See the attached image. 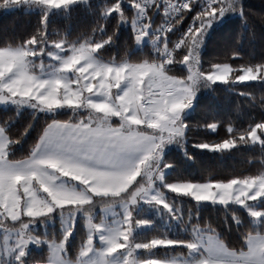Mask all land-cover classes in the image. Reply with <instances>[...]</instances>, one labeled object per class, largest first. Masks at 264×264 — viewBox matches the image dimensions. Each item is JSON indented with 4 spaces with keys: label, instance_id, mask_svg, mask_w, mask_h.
Listing matches in <instances>:
<instances>
[{
    "label": "snow or ice",
    "instance_id": "6c2138e0",
    "mask_svg": "<svg viewBox=\"0 0 264 264\" xmlns=\"http://www.w3.org/2000/svg\"><path fill=\"white\" fill-rule=\"evenodd\" d=\"M84 9L95 20L74 32ZM249 9L244 0H0L2 12L36 17L0 42V264H264V13L258 32ZM232 16L235 36L209 44ZM257 39L259 58L245 52ZM221 91L244 99L246 123L202 107ZM243 152L259 153L247 174L181 171Z\"/></svg>",
    "mask_w": 264,
    "mask_h": 264
},
{
    "label": "trees",
    "instance_id": "16d2710c",
    "mask_svg": "<svg viewBox=\"0 0 264 264\" xmlns=\"http://www.w3.org/2000/svg\"><path fill=\"white\" fill-rule=\"evenodd\" d=\"M97 0H93L95 4ZM246 6L250 7L249 14L252 22L257 26V31L260 29V16L264 13V8L261 7L264 4V0H244ZM95 20V16L92 13H89L86 9L77 11L72 18L71 27L74 32L82 30L85 26L90 25ZM36 21V17L34 14H25L21 11L15 12H2L0 11V42L3 41L5 36H20L30 31L34 26ZM64 21H59L58 26L63 27ZM239 25V17L232 16L228 19L226 24L217 26L214 28V33L208 37L209 44L218 45L220 41L225 39H232L236 32L238 31ZM121 43L120 40L117 41L119 45ZM245 43H247V37H245ZM115 51L116 55H119V50L109 49L106 52V55H112ZM215 49L209 48L207 54L209 56L215 55ZM245 52H252L255 54L257 58L260 57L261 53V44L259 39L254 41L251 46L245 48ZM142 54L150 55L151 47L150 45L145 46ZM256 92L257 97L260 95V90H253ZM240 104L241 111L237 113L235 111L237 104ZM202 107L205 109H210L215 111L218 115L224 116L226 114H230L238 124L246 123L247 116L251 113V110L248 108L247 104L244 103V99L242 97H238L234 93H225L223 91L218 92L216 94H209L202 101ZM7 114L4 112L3 106L0 107V120L4 119ZM30 118V114L27 109L21 112L19 118L16 120L15 127L22 128L27 120ZM199 116H197V119ZM195 122V120L193 121ZM197 136H201L207 140H217L223 137L224 132L221 131L220 135L216 134L205 135L204 133L197 132L195 133ZM31 135L26 137L23 144L17 147V155H22L26 152L28 145L31 143L30 141ZM173 158L179 159V154L173 152ZM255 157L256 166L259 167V153L258 152H243L237 153L234 155L224 156L223 158H219L218 154L216 156H212L203 159L202 163L197 165H193L190 169L183 168L181 169L182 173H194L196 176H200L201 174L207 176L209 172L214 174H227L229 172L243 173L247 174L250 171H254V168L249 166V159ZM206 218L211 219L214 223H218L221 219L220 213L212 211L211 209L207 210L203 213ZM58 227V226H57ZM49 230H51V225H49ZM230 239L235 240L236 237L233 235ZM35 258H39L41 255L39 252H35Z\"/></svg>",
    "mask_w": 264,
    "mask_h": 264
},
{
    "label": "rangeland",
    "instance_id": "374dc122",
    "mask_svg": "<svg viewBox=\"0 0 264 264\" xmlns=\"http://www.w3.org/2000/svg\"><path fill=\"white\" fill-rule=\"evenodd\" d=\"M9 12H10V11H9ZM5 13H7V12H5ZM49 225H51V223H50Z\"/></svg>",
    "mask_w": 264,
    "mask_h": 264
},
{
    "label": "crops",
    "instance_id": "0c3cea01",
    "mask_svg": "<svg viewBox=\"0 0 264 264\" xmlns=\"http://www.w3.org/2000/svg\"><path fill=\"white\" fill-rule=\"evenodd\" d=\"M0 107H2V105H0Z\"/></svg>",
    "mask_w": 264,
    "mask_h": 264
}]
</instances>
